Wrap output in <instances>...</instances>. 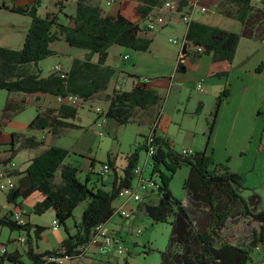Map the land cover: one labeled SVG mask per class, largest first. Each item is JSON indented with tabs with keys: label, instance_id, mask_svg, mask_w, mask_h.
I'll list each match as a JSON object with an SVG mask.
<instances>
[{
	"label": "trees",
	"instance_id": "trees-1",
	"mask_svg": "<svg viewBox=\"0 0 264 264\" xmlns=\"http://www.w3.org/2000/svg\"><path fill=\"white\" fill-rule=\"evenodd\" d=\"M165 0H136L141 17L146 18ZM225 6L219 10L222 14L235 18L242 23L240 33L208 23L191 20L184 35L190 43L203 47V53L212 54L213 63L210 75L223 77L229 74L241 37L264 39V9L256 7L253 0H221ZM187 4L181 0L179 9ZM11 11L29 15L31 24L21 49L0 47V90L24 93H48L66 96L69 93L79 95L83 101L91 100L107 89L118 69L107 63L109 49L120 45L135 51L149 50L153 38L141 32L148 31L145 26L132 21L122 13L110 14L100 5L89 0H78L76 11L69 16L70 21L59 19L57 13L49 12L42 16L38 4L19 6L1 4ZM64 39L70 46L87 50L84 56H73L65 73L52 71L47 76L41 75L38 64L41 60L55 54L54 42ZM35 65L31 71L28 66ZM225 87L217 97L212 119L208 126V139L212 134L219 108L228 96ZM107 108L102 114L113 118L120 124H128L134 109H147L160 104L161 94L145 83H136L130 90L115 88L106 94ZM79 105L60 104L47 107L40 113L31 128L49 129L58 135L65 128L79 127L74 122L79 112ZM22 104L10 100L5 103L0 127L12 117L24 110ZM19 137L13 134L12 144ZM157 149L152 155L153 172L158 173L160 182L152 177L158 188V200L143 203L145 213L155 222H168L171 232L166 247L161 251L160 264H252L253 247L264 242V210L254 211L249 202L238 191L242 174L226 166L216 164L212 154L205 150L194 151L192 155H183L175 151L168 140L155 138ZM23 145L41 147L43 140L26 137ZM148 150L143 142L128 156L123 176L116 178L110 189L91 183L90 173L86 180L78 177L79 168L68 164L66 159L72 151L60 145H48L33 157L18 181V197L28 198L36 191L42 193V200L34 205V212L42 214L54 210L56 217L65 225L67 236L53 249L36 251V242L41 239L45 227L33 224L29 220L18 224L8 215L0 217V226L25 232L26 248L24 251H0V264H58L49 261L51 255H72L75 258L86 255L79 249L86 247L95 234L98 224H107L116 213L115 201L124 188L132 186L134 169L140 162V149ZM12 156L14 155V149ZM10 155V156H11ZM111 167L114 162L107 161ZM189 166V173L184 180L191 207L176 197L170 188L172 175L182 165ZM166 168V171L163 170ZM171 172V174L169 173ZM60 177V180H57ZM8 192V200H13V192ZM148 191V190H147ZM87 202L78 221L74 223V232L66 226V221L73 217L74 210ZM250 218L259 223L258 230L253 229L252 241L248 246L233 244L222 240L219 232L231 218ZM6 248V247H5ZM24 256L27 257L26 261ZM99 264H131L128 260H100Z\"/></svg>",
	"mask_w": 264,
	"mask_h": 264
},
{
	"label": "crops",
	"instance_id": "crops-1",
	"mask_svg": "<svg viewBox=\"0 0 264 264\" xmlns=\"http://www.w3.org/2000/svg\"><path fill=\"white\" fill-rule=\"evenodd\" d=\"M77 1L78 0H50L45 11L42 13L39 11V9L38 11L42 16L49 12L57 13L61 21L68 22L70 21L69 16L73 15L76 11ZM215 1L217 6L222 5L221 0ZM42 2L43 0H0V47H8L17 50L21 49L32 21L29 15L11 11L1 7V4L5 3L10 6H26L35 3L42 4ZM89 2L100 5L106 12L110 14H117L120 12L126 17L130 18L132 21L140 23L142 26L146 27V21L141 17V14L137 9L136 0H89ZM200 2L202 5H205L207 7V11H209L207 2L204 0H200ZM103 3L111 5V9L106 10L103 7ZM186 3L188 4L187 0ZM253 3L256 7L264 9V0H253ZM187 4H185L183 8L187 6ZM207 11L202 12L198 7L193 16V20L219 26L237 33L242 31V23L239 20L227 16L232 20L221 21V19L216 16L208 15ZM159 15L163 16V18L166 20L165 25L159 26V30L163 29L165 26H168V24L172 23L173 21L176 22L174 25H171L172 28L179 29L180 23L183 22L177 11L169 12L168 10L163 9L162 11H159ZM62 17H64V19ZM159 30H148L141 32V34L144 36L152 37L153 42L149 50L140 52H149L152 54L154 53L153 48L156 45V53L161 54V52H159V50H161L159 45L155 44L156 37L154 34L156 33H153ZM186 31L187 25L186 28L181 29L183 36L185 35ZM261 43H264V39L253 37L249 38L244 36L241 37L231 70L228 75L223 77L210 75V69L213 63L212 54L198 52L194 44H189L190 46L185 54H181L180 51L177 56H173L170 59L167 69L157 68L156 66L162 65V63L157 60H148L149 63H153V65H155L157 70L149 73L150 77L145 82V84L149 88L156 89L163 97V100L160 104L151 106L147 109H142L139 107L135 108L129 123H137L139 127L145 126L146 130L148 131L142 133V129L140 128L137 130V132L144 135L154 133L160 139L168 140L174 149V146L178 144V136H182L180 135V132L185 128L184 124L190 123V121L193 119L196 123V129L194 131H189V133L186 134L183 148H192L194 151L205 150L207 154L213 155L216 164L226 166L231 170L241 174H244L246 171L254 170L260 153L263 151V148H261L262 138L260 137V132L264 129V124L262 122L264 120V48L261 47ZM112 49H115L116 51V63H112L110 61ZM128 50L131 49L120 45H113L109 49L107 63L117 68V64L121 60H130L132 56L127 52ZM85 51L86 52H84V55L87 53V50ZM55 54L61 53L55 50ZM125 56L128 57L125 58ZM181 56H183L182 60ZM72 57L73 56L70 57L69 66ZM155 57L158 58V56ZM141 59L144 61V58H134V65L136 68L139 67L137 64ZM56 64H54L48 72L44 73L39 62L38 67L41 69V75L47 76L49 73L54 71V66ZM28 67L31 71L36 70L35 65H30ZM124 73H127L130 77L127 83L125 79H122L121 77V75ZM138 73L139 71L137 70L123 71V69H119L117 74L109 82L107 89L97 95L103 96V94H110L115 88H120L122 90L132 89L136 83H140L138 79L142 76L138 75ZM199 82H202L203 89L198 88L197 85ZM126 84H129L130 87L125 88ZM225 87H228L229 94L224 99L219 108L218 115L214 122L212 134L208 139V126L210 120L212 119L216 100L220 92ZM8 100L14 104H22L25 107L23 111H25L29 105H36L37 115L30 123V126L35 118L47 107H58L60 105L55 95L42 92L24 93L8 91L5 103ZM182 109L183 113H181ZM18 114L14 115L12 119ZM99 116H103V114H99ZM104 117V119L97 122L99 127L104 128L105 125L107 127L110 123L111 119L107 118L106 116ZM74 122L78 124L76 120H74ZM65 129H63L58 135H54L48 128L43 130L41 129L42 131L46 132L45 137L42 139L38 138L34 134L13 131L11 133L10 140H3L7 145L4 146V150L0 151V158H6L10 156L12 154V151L10 150L12 149H14V155H11L12 158L17 156L21 151L27 152V157L24 159L23 163L21 165L16 164L15 168L10 169L16 187L15 190L12 191L13 200H11V202L8 200L9 191H7V202L13 206H9L4 215L11 216L13 211L21 208L27 216L29 210L25 207L26 202L30 199H33L32 205L30 206V209L33 210L36 202L42 200V193L36 191L28 198L23 199V203H16L18 202L17 198L18 192L20 190L18 181L33 157L41 153L48 145H58L56 139L61 136ZM198 129L200 131H197ZM5 134L8 133L2 131L1 126L0 136H3V139L5 138ZM13 134H15V138L19 137V139L15 140L12 144ZM198 134L199 136H197ZM30 136L35 137L37 140H43L44 145L41 147H29L27 145H23V140ZM71 150L76 152L74 149ZM90 150L83 149L77 152L78 154H82L84 157L87 155L92 156ZM128 156L129 155H127L125 161L121 165H119L117 158L112 159L114 162V167H111L110 172L105 174L99 173L96 178H94L92 175L91 168L93 166L91 165L89 169L91 183L96 186L110 189L113 181L116 178L123 176V169L127 165ZM68 158L66 159V162L71 164L68 162ZM149 160L150 159L147 155H140V162H144V165L147 164ZM2 162L3 160H0V167L3 165ZM144 175H146L145 172ZM133 183L134 179L132 181V184ZM151 191L152 190L146 191V195L143 196H147V198L144 199L145 201L153 200V193ZM187 198L188 197L186 193L185 198L182 199L185 205H187ZM131 201L132 200L130 198L124 197L120 204L122 205L125 203L128 205ZM140 204L141 202L138 203L136 211H133L132 215L126 219H130L131 217L135 218L137 216V212L142 209L145 211L144 206L141 208ZM27 220L32 222L30 215L27 216ZM45 231L46 230L41 233V238L44 237ZM108 232L111 233L110 231ZM66 236L61 237L57 244H59ZM39 240L36 242V251H45L39 250ZM0 246L6 247L4 245ZM53 248L55 247L52 246L48 249ZM99 253L100 252H98L95 247H91L90 251L86 255V262L90 264H99L101 259L120 261L117 256H115L117 255L115 251H111L109 254L103 253L104 256H101ZM113 256L116 259L113 258Z\"/></svg>",
	"mask_w": 264,
	"mask_h": 264
},
{
	"label": "rangeland",
	"instance_id": "rangeland-1",
	"mask_svg": "<svg viewBox=\"0 0 264 264\" xmlns=\"http://www.w3.org/2000/svg\"><path fill=\"white\" fill-rule=\"evenodd\" d=\"M166 1L167 0H165V2ZM170 1H172L174 4H177L179 1L181 2V0ZM204 1L207 2L209 7V11H207L208 15L216 16L220 18L221 21L232 20L226 15L219 12V10H223L225 8L224 5L217 6L215 0ZM49 2L50 0H43L42 4H38V8L41 13L45 11ZM164 3L160 7L155 8L153 11H156L158 13L159 11H162L164 9ZM103 7L106 10H110L112 6L108 5L107 3H103ZM62 18L64 19V17ZM175 22L176 21H173L163 29H160L157 32H153L156 33L154 34V36L156 37L155 44L159 45L161 49L159 50V52H161V54L156 53V45L153 48L154 53L152 54H150L149 52L128 50L127 52L132 56V58L130 60H121L120 62H118L117 69H123V71L137 70L139 71L138 75L147 77V79L150 77L149 73L157 70L156 67L159 69H167L170 59L175 55L177 56L182 49L181 43L174 44L170 41V39L176 37L182 39L183 34L181 33V29L186 28V24L181 22L179 29H173L171 25H174ZM261 44V47L264 48V43ZM53 48L61 54H53L40 61V66L43 69L44 73L48 72L50 68L56 63H60L62 64L63 68L68 69L71 56L82 57L84 55V52H86L82 48L70 46L64 39L54 42ZM115 54V49H112L110 57V61L112 63H116ZM155 56H158V58ZM136 57L144 58V61H142V59L138 61L137 65H139V67L137 68L134 65V58ZM148 60H157L161 62L162 65H158L155 67V65H153V63H149ZM121 77L122 79H125L126 83L130 78L127 73H124L123 75H121ZM129 87L130 85L126 84L125 88ZM7 95V90H0V122L3 117V110ZM105 96L106 94H103V96L97 95L95 98L79 104L80 107L78 116L75 119L79 127H70L65 129L61 136L56 139L58 145L68 147V149H74L76 151L74 152L71 150L72 153L68 158V162L79 168L78 177L82 181H85L87 175L90 173L89 169L91 165L93 166L91 168V171L94 178H96L97 175L101 173L100 169L102 170V165L107 162L109 158H117L119 165H121L125 161L127 155L134 151L136 147L142 146L146 136L142 133L148 131L146 130L145 126L139 127L137 123L121 125L120 123H118V121L112 118H110L111 120L107 127L106 125L104 128L99 127L97 125V122L104 119L105 117L104 115L99 116V114L102 113H99L97 111V108H101L102 112L106 110L107 102L105 101L107 100ZM181 113H183V109ZM36 115V105L32 104L27 106L25 111L21 112L10 121L4 123L2 125V131L7 132L8 134L4 135V139L3 136H0V151L4 150V146L7 145L3 140H10L11 133L13 131H21L28 134H34L40 139L45 137L46 132L42 131L41 129L30 128V123ZM262 122L264 124V120ZM184 127V130L180 132V135L182 136H178L177 138L178 144L174 146L175 151L180 152L182 150L186 134H188L189 131H194L196 129V123L192 119L190 123L184 124ZM140 128L142 129V133L137 132V130H139ZM197 131L200 130L198 129ZM260 134V137L262 138L261 148H263V151L260 153L259 159L255 164V169L246 171L244 174H242L243 178L241 181V185L238 186V191L249 202L250 208L254 211L264 210V129L260 132ZM197 136H199V134ZM83 149H91L90 151L92 156L87 155L84 157L82 154H78V152ZM139 152L142 156L147 155V151L144 148L140 149ZM26 157L27 152L21 151L17 156L13 157V161L16 164L21 165ZM139 165H141L146 174L145 177L148 180L146 182V184L148 185V190H152L151 192L153 193V199L158 200L159 195L157 185L151 187L152 185L149 184V179L151 177L157 182H160L159 174L153 172L152 159H150V161L145 165L144 162H139ZM163 170L166 171V168L163 167ZM169 173L171 174V172ZM188 173L189 166L186 164L182 165L172 175V179L170 182V188L173 191L174 195L181 200L186 196V189L184 188L183 184ZM57 180H60V177ZM146 191L147 190L143 188H140L139 190L142 196L146 195ZM6 194L7 191L0 190V217L6 213L9 206H13L12 204H8ZM123 198L124 197L122 196L118 197V199L115 201V204L119 205ZM146 198L147 196L144 199ZM32 200L33 199H30L26 202L25 207L29 210L27 216L30 215V217L32 218L31 223L42 225L46 230L44 233V237L39 240V250H48V248L52 246L56 247L58 245L57 243L60 241V238L67 235L65 225L56 217V214L52 209H49L42 214L35 213L34 210L30 209ZM17 201L18 202L16 203L21 204L24 200L23 198L18 197ZM86 203V201L82 202L74 210L73 217L69 218L66 221V226L69 227L71 232L74 231V223L75 221H78L80 219ZM138 203L139 202L132 200L128 204V207L135 212ZM187 205L191 207L188 198ZM140 206L142 208L143 203H141ZM54 219H57L59 221V226L57 228H53L51 226V223ZM139 228L142 229V232L137 235L136 231ZM258 228L259 223L250 218H230L227 221L226 226L219 232V237L222 240L233 244L248 246L252 241L253 229L258 230ZM105 229L107 231H110L111 234L119 236L122 240L121 243L128 248V251H126L125 253L115 255L120 261L128 260L131 264H160L161 251L167 245L171 232V225L168 222L153 221V219H151L142 209L137 212V216L135 218L131 217L130 219H126L116 212L111 220H109L106 224ZM21 235H25V232L23 231V233L20 234L18 230H11L8 226H0V245L6 246L8 251H14L17 248L20 251H24V249L26 248V244L18 241V238ZM99 254L101 256H104L103 253ZM252 256V264H264V242L259 243L256 247H253ZM113 258L115 257L113 256ZM24 259L28 261L26 256H24Z\"/></svg>",
	"mask_w": 264,
	"mask_h": 264
},
{
	"label": "built area",
	"instance_id": "built-area-1",
	"mask_svg": "<svg viewBox=\"0 0 264 264\" xmlns=\"http://www.w3.org/2000/svg\"><path fill=\"white\" fill-rule=\"evenodd\" d=\"M180 4H181L180 1L177 4H174L172 1L167 0L164 3L163 8L165 10H168L169 12L177 11L180 15L181 20L187 26H188V23L191 20H193V16L198 7L202 12L207 11V7L205 5H202L200 0H189L187 6H185L182 9H179ZM145 21H146V28L148 30H159L160 28L159 26H163L166 24V20L163 18V16L159 15V13L156 11H152L145 18ZM170 41L174 44H179V43L182 44L181 54H185L183 52L184 44L186 43L188 44L187 51L190 46L189 44H193V43L188 42L184 36L182 39H179L178 37L171 38ZM194 45L198 52H203L202 46L197 45V44H194ZM127 57L128 56H125V58ZM182 58L183 56H181V60ZM54 71H57L59 73H65L66 69L63 68L62 64L57 63L54 66ZM147 80L148 79L146 77H140L138 79L140 83H145ZM197 86L199 89H203L202 82H199ZM56 97L60 104L66 103V104L76 106V105L81 104L83 101V99L79 95H76L73 93H69L66 96H56ZM97 111L99 113H102L101 108H97ZM155 138H156V135L154 133H149L148 135L145 136V139L143 141L148 147L147 156L149 159H151L152 155L156 152V149H157ZM180 152L183 155L188 156V155H192L194 153V150L192 148H182ZM0 160H3L2 162L3 165L0 167V190H3V191L13 190L15 189L16 184H15V181L13 180V175L11 174L10 169L15 168L16 163L13 161V158L11 156H8L6 158H0ZM110 170H111L110 164L108 162H105L102 165L101 173L102 174L108 173L110 172ZM134 174H135L134 183L132 184V186L124 188L121 191L120 196H123L125 198H130L131 200H134L140 203L144 197L140 194L139 190L140 188L148 190V185L146 184L148 180L146 179L144 175V170L142 169L141 165H137L135 167ZM149 184L152 185L151 187L156 186L153 183L152 178L149 179ZM116 208H117L116 212L125 218H129L133 213V210L129 208L128 205H126L125 203H123L122 205L121 204L116 205ZM10 217L13 221H15L18 224H25L27 221L25 212L21 208L17 209L16 211H13ZM51 226L53 228H57L59 226V221L57 219H54L51 223ZM105 228H106V224H103V223H100L96 226L95 234L92 237L91 242L86 247L79 248L83 254L86 255L90 251L91 247H95L98 250V252L104 253V254L105 253L109 254L111 251H115L118 255H120L128 251V248L121 243L122 240L120 239V237L109 233ZM141 232H142V229L139 228L136 231V234L138 235ZM18 241L21 243H25L26 237L21 235L18 238ZM5 249H6L5 247L0 246L1 252H4ZM48 260L54 261L58 264H85V260L83 256H79L75 258L72 255H64V256L51 255V256H48Z\"/></svg>",
	"mask_w": 264,
	"mask_h": 264
},
{
	"label": "water",
	"instance_id": "water-1",
	"mask_svg": "<svg viewBox=\"0 0 264 264\" xmlns=\"http://www.w3.org/2000/svg\"><path fill=\"white\" fill-rule=\"evenodd\" d=\"M187 47H188V44L186 43V44H184V46H183V52L184 53H186L187 52Z\"/></svg>",
	"mask_w": 264,
	"mask_h": 264
}]
</instances>
